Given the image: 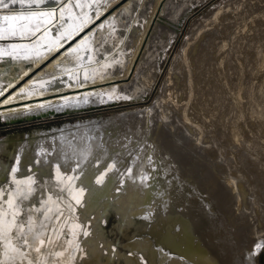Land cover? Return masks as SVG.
<instances>
[{"label": "bare ground", "instance_id": "1", "mask_svg": "<svg viewBox=\"0 0 264 264\" xmlns=\"http://www.w3.org/2000/svg\"><path fill=\"white\" fill-rule=\"evenodd\" d=\"M190 2L0 0V37L15 39L8 40L6 48L0 45V55L23 60L12 64L18 67L13 79L0 77V121L11 124L144 100L154 87L158 71V68L148 66L151 63L147 59L157 57L158 45H164L161 35L169 31L165 20L173 15L168 24L179 28L191 9ZM239 7L237 2L221 17L229 16L237 26ZM176 11L181 16L174 19L178 14ZM249 15L240 19L238 30L245 24L242 20ZM253 26L250 23L248 30ZM204 28L202 25L198 32L202 33ZM193 40L188 38L186 43ZM231 42L230 38L220 40L221 53L209 79L213 87L219 83L231 104L239 107L238 114L226 113V117H222L212 92L209 94L204 86L198 91L193 70L187 69L179 75L172 71L158 105L107 120L65 124L58 133L38 142L30 164L26 158L27 143L16 153L11 142L1 146L0 152L14 157L11 167L0 165V184L5 183L0 185V264H257L256 255L264 251V233L244 241L247 236L243 234L247 231L242 234L240 227H237L240 232L231 231L230 223L234 221L230 218L228 221L225 214L229 212L222 213L219 209V205L224 207L226 203L218 205L219 199L212 198L215 196L203 191L193 181L195 179H191L189 171L191 168L195 171L194 167L191 165L189 169L190 165L184 164L192 156L183 160L185 149L187 151L194 143L200 147L207 141V138L198 141L196 135L204 130L208 120L217 119L222 125L226 124L231 139L241 142L239 121L244 117L241 105L244 83L242 77L240 81L230 82L224 65L229 61L224 48H232ZM255 44L264 48L263 32ZM186 47L174 71L179 69L181 61L185 65ZM27 63H30L28 68ZM237 65L243 73L245 63L241 61ZM43 67L47 72L41 70ZM260 72H264V66ZM22 80L24 82L19 84ZM177 87L188 97L184 107L193 106L197 114L186 115L184 107L178 106ZM261 103L257 108L264 115V102ZM198 137L200 139L201 134ZM204 149L208 152L207 147ZM216 157L219 163L222 159ZM207 158L211 163L215 159ZM23 165L27 167L24 171ZM200 168L201 172L203 169ZM214 171L218 174L219 170ZM210 172L204 176H209ZM231 172L224 173L228 176L226 179L224 175L218 177L226 180L220 182L222 185L227 182L226 189L229 188L233 197L228 195L220 200L228 202L225 198L231 199V203L233 198L235 203L242 205L247 197L241 195L240 180ZM214 174L210 175L215 178ZM210 178L211 183L213 178ZM244 182H240L243 187ZM212 183H215L214 179ZM243 190L248 192L246 187ZM44 193L46 199L38 218L30 219L24 228L20 223L21 206L25 205L22 203L31 204ZM62 197L70 199L65 208L67 215L64 214L68 220L65 227L58 230L54 225L63 212ZM254 204L250 205L251 212ZM235 208L238 210L239 207ZM262 209L261 213L264 212ZM111 211L118 218V226L112 231L127 238L129 242L124 248L129 250L128 255L121 254L105 235L103 224ZM240 211V218L250 213V210L248 214ZM257 211L253 214H258ZM136 217L141 221L137 222ZM257 217H254L256 222ZM248 219L249 224L253 217L249 215ZM49 226L54 229L53 237L66 234V238L61 250L46 255L41 248ZM255 230L247 234L254 235ZM136 236L141 238L136 239Z\"/></svg>", "mask_w": 264, "mask_h": 264}, {"label": "rangeland", "instance_id": "2", "mask_svg": "<svg viewBox=\"0 0 264 264\" xmlns=\"http://www.w3.org/2000/svg\"><path fill=\"white\" fill-rule=\"evenodd\" d=\"M129 1L130 0H122V2L124 3L129 2ZM186 1L187 2L191 1L189 3V6L191 7V9L188 12V15H186V17L183 19L181 26L179 28H175L176 26L174 24H168V23H171L168 20L170 19L172 20L173 15H172V18L165 20V24H166L165 26L169 29V31H168V34L161 35L162 36L161 40L163 41L164 45L162 44L158 45L160 49L157 48L158 49L157 57H151L150 59H147V61L151 63V65H148V66L150 67L154 66L155 69L158 68V71H157V77H156L154 87L149 92V94L144 98V100L140 102H135V103H131V102L120 103L115 106H105V107L103 106L100 108L98 107L96 109L85 110L82 112L72 113V114H62V115L58 114L56 116H51V117L42 118V119L38 118L36 120H31V121H28L25 119L26 121L22 120L20 122L11 123V124L8 121L3 120V121H0V147L4 146L7 141L11 142L14 144L15 150L13 149V151L16 153V151L20 147L24 146L27 143L28 146L26 150L27 151L26 158H28L29 160L27 163L30 164L31 158H33V154L36 152L38 142L41 139H47L50 136L55 135L56 133H58L60 129H62V126H64L65 124H68V123L76 124L78 122H86L87 120H92V119L107 120V119L112 118L113 116L125 114L129 111L146 110L148 108H152L158 105L162 99L161 96L164 93V87L166 86V82L168 81L170 77V73L172 71L179 75V73L183 74L187 72V69L193 70L194 76H196L198 80V85H197L198 91L201 89V86H204V88L208 91L209 94L212 92V95L214 96L215 100H217V104L219 105V109H220V113L222 117H226V113L228 115L238 114L240 111L239 107L234 105L233 103L231 104L230 100L227 99L226 94H224L222 90H220L219 83H216V85L213 87L209 79L211 76V72L216 70V66H217L216 61L218 59L219 54L221 53L220 40L230 38L232 40L231 42L232 48H230L229 50H227V48H224L225 55L227 54L228 59H229V61L224 64L226 68V74L230 82L233 83V81L234 82L240 81L242 77V80L244 83L243 91L241 93L243 97L241 105H242V110L244 112V117H242L241 120L239 121L240 127H241V133H242L241 142L237 143L236 141L231 139L229 135V130L227 129L228 126H226V124L222 125L221 122L217 119L208 120V122H206L207 124L205 125L204 130L202 132H198V135H196V137L198 138V141L203 140L204 138H207V141L206 142L204 141V143H202L200 147H198L200 144L195 145L194 143L193 147L191 146L190 149L189 148L187 149V151L185 149L183 151L184 152L183 160L191 156H192L191 157L192 159L189 158L191 160L187 159L189 160L188 162L187 160L185 161L186 163L184 161L183 162L185 163L184 164L185 166L190 165L188 167L189 169L191 168V165L192 167H194L193 170L195 171H192V168L190 169L191 172L188 170L189 176H192L191 178L192 180L193 179L199 180L198 177H201V179L199 180L200 182L198 181L196 182L195 180L193 181L197 183V185L203 191L207 192L209 195L215 196V197H212V198H215V200L219 199L217 200L218 205L220 203L221 204L223 203V205H225L224 203H226V206H224L226 209L220 205H219V209L221 208L222 213L229 212L225 214L227 216L228 221L230 219H231L230 221H234L233 223L231 222L232 224L230 223V225L232 226L231 231H234V232L239 231L237 230V227H240V229L242 230V231L240 230L242 234L245 233L246 231L250 232L254 228L256 229L255 231H257L255 232L256 234L258 232L261 233L257 235H255V233L254 235L253 234L249 235L250 233L247 234L246 232V235L243 234L244 237L247 236V238L245 237L246 240L242 236L243 237L242 239H244V241L251 240V238L254 239L256 238V236L258 237V235L260 236V235H263L262 233H264V230L262 229V227L264 228V224L263 225L261 224L264 222V219L263 221L262 220L260 221L262 217L264 218V214H263L264 212L262 213L260 212V211H263L262 208H264V200L262 198L264 197L263 195L264 192H262L264 189V130L262 129L264 127V115H262V113L257 108V104H259L260 102L262 103L264 102V97H263L264 93H262V90L264 89V72H260V70L264 66V48L261 46H257L255 44V41H257L259 38V34H261V32L264 33V0H186ZM237 2L240 3V7L238 9L239 12L237 13V17H238L237 24L238 25L235 26L233 20L230 19L229 16H225V17H221V16L222 14L227 13V11L228 12L231 11L235 7ZM241 10L251 15H249L250 17H247V19L242 20V22L245 24L241 27L240 30H238V28L240 27V24H239L240 19H243L244 16H248L247 13H241L243 12ZM176 14H175L176 17L174 19H177L178 17L181 16L178 11H176ZM260 15L262 17H260ZM232 16L234 15H231V17ZM174 21H177V20H174ZM250 23H253L254 26L250 30H248ZM202 25H205V28L203 29L202 33H200L198 32V29L202 28ZM188 38H193L194 40L191 41L190 43H186ZM8 40H15V39L14 37L12 38H7L6 36L2 38L0 37L1 47L6 48L8 44ZM184 46H187L186 56H185V65L181 61L179 65V69L174 71L176 65L178 64L179 56L184 50ZM20 61L23 62V60H19V58H14L12 55H8V56L0 55V77L4 79L12 77L13 79V75L16 71H18V67L13 66L12 64L20 62ZM241 61L245 63V69L243 73H242V70L237 65V63ZM26 65H27V68L30 67V63H27ZM41 70L47 72L46 67H43ZM213 74L216 75L215 72ZM22 82L24 81L22 80L19 84H21ZM176 91L179 95L178 103L181 104V105L179 104L178 106L184 107V105L188 103V97L186 93L182 91L180 87H177ZM199 98H200V95L198 96V99ZM172 108H174L173 105H172ZM184 112H186V115H190V116H192L193 114H197L193 106H187L186 108L184 107ZM260 120H261V123H260ZM241 121H243V123ZM193 134L195 135V133ZM199 134H201L200 139L198 137ZM212 138H214L213 141H212ZM208 140H209V143H208ZM189 141L190 139L188 140V143ZM49 145L50 147H52L50 142H49ZM205 147H207L208 152H205V149H204ZM194 148H197V149H194ZM192 149L194 153H195V150L197 151L196 152L197 155L196 153L194 154L192 152ZM198 150L199 151L202 150V151L199 152ZM203 151L205 152L204 154H203ZM202 155L203 156L205 155L204 156L205 158L209 156V160H212L213 157L215 159L212 160V163H211V161H208V158L207 159L202 158ZM194 156H196L197 158L199 156L202 159V161L199 158L198 160L196 157L193 158ZM216 156H219V159L221 158L222 159L221 161L223 163H221V161L218 163L219 160H216L217 158ZM13 157L14 155L11 156V155L0 152L1 167L3 164H6L8 167L9 166L11 167L12 162H13ZM223 158L225 159L223 160ZM198 161H200V163ZM203 161L204 162L206 161V162L204 163ZM213 161L214 162L217 161L215 162L216 164ZM201 162L203 166L199 165L198 167V164H201ZM213 163L216 167L212 165ZM217 163L218 165L219 164H222V165H219L218 167ZM208 164L209 166H207L206 168V165ZM198 168H200L202 171L205 170L206 172L207 171L210 172L211 170L214 171V169H216V171L218 169L219 171H217L218 174L215 173L216 176L215 178H213L214 176H211L212 174H214L213 171L210 172L211 175L209 174V176H207L209 172L206 173L204 171L207 174L206 176H204L205 173H203L202 171L200 172ZM25 169H27V167L23 165L22 170L24 171ZM226 169L228 171H232L231 173L233 174L234 178L236 177L238 180H240V182L242 181L244 182V179H246L244 182V185H245L244 187H246V191L248 190L249 193L248 192L244 193L245 190H243L244 188L243 183H240L239 181L238 182L243 187V188L241 187V190H240L241 195L244 197H247L248 199L251 198L250 200L245 198L246 199L245 201L243 199L245 204H247L248 206L245 205L244 202H242V205L237 204V202L235 203L234 201L236 200L234 199L233 201V198H232L233 203L232 202L230 203L231 199L229 200L227 199L228 198L227 196L228 195L230 196L229 188L226 189L227 182H223L224 185H222V183L220 182L228 177L226 176V174H224L227 171ZM196 170L199 171L198 172L199 174L198 173L196 174L197 172ZM192 172L195 174H193ZM193 175H197V177L195 176L194 178ZM200 175H203V176H200ZM219 175H224L223 176L224 179H222L223 178L222 176H220L222 177L220 179V177H218ZM42 177H44V175H42ZM205 177H207L208 179H206ZM210 177L214 179L215 183H212L213 179L211 182L212 184L210 183V180H211ZM202 178H204L203 179L204 181L202 180ZM219 182L220 184L217 185L216 183H219ZM246 182H249V183H247L246 185L245 184ZM203 183L206 184L207 186L203 185ZM4 184L5 183H2L0 185L3 186ZM214 184L215 186L213 188ZM220 185H222L223 188L220 189L219 188L221 187ZM240 185H239V188H240ZM248 185H250V187L252 188L247 187ZM213 189H215V191ZM224 189H226V191L224 193H220V191L223 192ZM215 192L217 193L215 194ZM250 192L251 193L254 192L257 195H255L254 193L251 194ZM54 194L57 195L56 192H54ZM216 195L218 196L220 195L219 196L220 198ZM250 195L254 198H252ZM225 196L227 197L225 199L229 202V204L225 200H224L225 202L221 201L224 199ZM255 197H258V198H255ZM44 199H46V193H44L43 195H40L38 200L34 201L31 204L22 203L25 205L21 206L22 212L20 213V221H21L20 223L23 225L24 228L28 225V221L30 219L38 218L40 214V207L42 206ZM252 199H253V202H252ZM255 200L257 202H255ZM247 201L249 202V204L246 203ZM258 201L261 203H259ZM60 203L62 205L64 204L61 207L63 208L61 212L62 211L63 212L62 214H60V216L58 217L54 225V227L58 230L65 227L67 223L68 217L67 216L65 217L64 214L67 215V211L65 208L67 206V203H70V199L69 198L66 199L62 197V201H60ZM243 204L246 207H244ZM252 204H254L253 206L254 209L251 212L252 206L250 205ZM258 204L259 205L261 204L260 205L261 209H258L260 208ZM234 206L239 207L238 210L240 209L243 212H246L245 214H248L249 210H250V213L252 214L249 213L247 216L244 213H242L245 216L242 215L243 218L242 217L240 218L241 211L240 210L238 211L237 208H235ZM242 206L244 207V209L245 208L246 209L244 210ZM229 207H231L232 209L233 208L235 209L232 210ZM222 208H224V210ZM254 210H258L257 211L258 214H255L256 216L253 214ZM232 212L234 213L236 212L237 214H239L238 215L239 217L235 215L236 213L234 214ZM229 214L231 216H234L232 217L233 219L231 218ZM260 214H262L263 216ZM249 215L251 216V218L253 217V219H251L253 223L255 220L254 224L251 223L252 221H250L252 226H250L251 225L250 223L248 224L246 222V220L248 222L250 220L248 219ZM257 215L259 217V220H258ZM254 217H257L258 222H256V218L254 219ZM117 220L118 218L115 217V214L113 213V211H111V214L108 216L106 223L103 224L104 230H106L105 235L109 240L113 241L114 246L120 251L121 254L127 253L128 255L130 254V252L129 250H126L124 248V245L128 243L129 241L125 237L122 238L123 236L122 233L120 232L117 233L118 231L116 232L112 231V229H116V225L118 226ZM139 220L140 218L136 219L137 222L141 221ZM243 220L245 221L246 224L244 223ZM239 221H242V222H239ZM236 222L237 223L239 222L240 224L239 223L236 224ZM256 223L259 225L257 226ZM233 224L235 225V227ZM260 224L262 226H260ZM242 225L243 226L245 225L246 227L244 226L245 228H241L243 227ZM253 225H255V227ZM256 226L259 229H257ZM247 228H249V230ZM53 231L54 229L51 226H49L48 230L46 231V234L44 237L45 244L43 243L42 248H41V251L43 254L49 255V253L52 254L54 250L59 251L62 249V245H63L62 241H64V239L66 238V234H63L59 238H56V237H53L54 236ZM250 236L251 238L248 239V237ZM137 238H141V236H136V239ZM0 249H1V243H0ZM256 256H257L256 257L257 264H264V251H260V253H258Z\"/></svg>", "mask_w": 264, "mask_h": 264}]
</instances>
